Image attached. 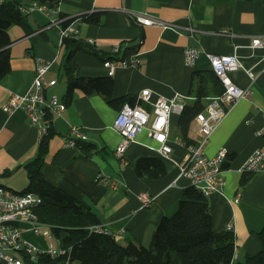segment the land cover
<instances>
[{"label": "crops", "instance_id": "crops-1", "mask_svg": "<svg viewBox=\"0 0 264 264\" xmlns=\"http://www.w3.org/2000/svg\"><path fill=\"white\" fill-rule=\"evenodd\" d=\"M56 1L55 8L70 17L89 12L100 14V23L74 21L79 38L88 43L93 39L89 45L99 54L112 53V47L119 43L125 51L123 58L130 59L138 53L136 65H118L111 75L115 97L136 96L149 88L152 100L180 92L190 96L188 102H192L193 72L211 68L206 53H234L240 58L245 69L231 70L229 75L251 92L227 110L204 144L209 156L221 147L227 153L223 187L208 193L207 200L214 230H225L226 224L232 223L234 258L242 259L259 251L261 240L257 231L264 226V167L249 173L241 184L246 173L241 172L240 165L253 150L264 148V47L250 45L253 36L264 35V0ZM26 12L28 29L18 24L9 27L10 70L0 78V185L10 189L15 177L27 176L24 163L37 153L40 129L30 123L23 109L7 113L1 105L9 96L28 90L36 57L53 60L46 78H56V83L45 89L46 97L55 95L65 102L66 91L65 76V82H60V77L67 51L64 43H59L58 27L38 7ZM133 12L147 13L174 26L140 25L134 20ZM188 24L196 28L194 35L176 29ZM187 46L199 50L191 66L184 61ZM74 58L79 74L108 75L102 60L91 52L79 49ZM116 113L117 108L101 95L75 90L64 109L51 112L54 133L49 139L42 172L50 183L90 207L103 229L114 234L118 241L148 245L162 216L177 210L183 189L190 185L178 167L186 146L172 136V125L178 124L179 113L170 115L171 153L168 158L161 157L166 170L156 178L139 176L135 171L138 157L157 155L154 148L158 143L148 139V135L143 137L139 132L123 157L115 155V146L121 138L112 127ZM71 126L79 127L86 136L82 141L92 145L90 148L66 145L72 136ZM188 138L192 143L200 140L194 119ZM99 172L118 179L117 187L98 182ZM143 191L154 196L147 207H142L139 199Z\"/></svg>", "mask_w": 264, "mask_h": 264}, {"label": "trees", "instance_id": "trees-1", "mask_svg": "<svg viewBox=\"0 0 264 264\" xmlns=\"http://www.w3.org/2000/svg\"><path fill=\"white\" fill-rule=\"evenodd\" d=\"M46 4L56 7V0H3L0 2V78L10 70L9 59L11 42L9 27L18 24L28 29L27 12L20 6ZM59 15L67 16L59 12ZM68 17V16H67ZM75 19L91 23H100L98 12L80 14L62 21L65 26ZM63 43L66 55L62 63L66 80L64 103L73 98L75 90L84 94L97 93L109 105L119 109L125 102L135 103V95L113 96V79L110 75L86 76L78 73V64L74 53L87 50L102 61L106 58L124 56L125 51L98 53L88 42L75 36L65 37ZM89 45V46H88ZM126 50V49H125ZM219 78L210 68L193 72V101L187 102L178 116L181 138H188L191 122L195 115L204 109V98L222 92ZM51 112H48L47 133L39 141L35 156L24 163L28 183L21 191H33L41 197L36 207L39 219L50 225L52 233L60 239L66 253L51 257L40 253L36 264H264V226L257 231L261 248L254 254H246L242 259L234 258L235 243L232 230L216 231L212 227L211 213L207 195L194 187L186 186L182 191L177 210L164 215L156 226L149 245L128 240L122 243L108 231H93L89 226L99 223L97 214L80 200L45 179L42 164L48 150V143L54 130L51 127ZM264 136V131H263ZM77 144L84 148L92 145L78 139ZM165 164L160 155L140 156L135 163L137 175L156 178L165 173ZM249 173L241 177L245 183ZM67 261V262H66Z\"/></svg>", "mask_w": 264, "mask_h": 264}, {"label": "built area", "instance_id": "built-area-1", "mask_svg": "<svg viewBox=\"0 0 264 264\" xmlns=\"http://www.w3.org/2000/svg\"><path fill=\"white\" fill-rule=\"evenodd\" d=\"M43 11L49 17V22L58 27L59 43H63L65 37H78L79 29L74 24V21L78 19L63 26L62 21L70 16L62 17L55 7L46 9V4H43ZM133 17L140 25L174 26L168 21L144 12H133ZM180 28L184 29L189 35H194L196 31V28L190 24L176 27V29ZM91 41L93 39H90L89 43H92ZM250 45L251 47H264V35L253 36ZM119 50L120 43L114 45L111 49L114 53L119 52ZM198 53L199 50L195 46L185 47V63L189 66L193 65ZM119 56L117 58H106L102 61L107 71L114 73L118 65H136L139 62L137 52L130 59ZM206 56L209 59L211 69L222 83V92L209 96L204 109L194 117L198 125L200 140L194 143H186L179 137H174V140L184 143L187 149L183 161L178 164L181 174L187 177L190 185L207 195L213 191H220L223 187L225 181L222 175L223 163L227 153L221 147L214 155L209 156L203 149L204 144L227 110L239 99L247 97L251 90L249 87L238 85L229 75L231 70L245 69L236 54L206 53ZM52 63V59L36 57L34 75L28 90L23 94L9 96L1 105L2 109L7 113L18 108L23 109L30 123L39 127L40 139L47 133L48 121L46 116L48 112H57L65 107V103L59 101L55 95L48 98L45 95V89L56 83V78H46V73ZM249 74L253 76L252 73L249 72ZM151 95V90L144 88L136 95L135 103L125 102L117 109L112 123V127L121 135L120 141L114 149L116 156L123 157L127 146L135 141L136 135L145 128L147 135L158 143V146L154 148L155 151L160 152L164 158L169 157L171 153V145L169 143L170 115L174 112L180 113L190 96L175 92L169 97L158 96L152 100ZM69 132L72 136L66 141L68 146H75L78 139L84 140L86 138L85 134L77 126H71ZM257 132L262 133L261 131ZM263 167L264 148H257L241 163L240 170L243 173H252ZM96 180L107 183L113 188H116L119 183L118 179L111 178L102 172L96 175ZM153 198L154 196L146 191L139 193L142 207L149 206ZM40 202L41 197L33 191H21V196H12L8 192L0 191V243L7 245V253H0V264H26L25 255L38 257L40 253H47L53 257L55 251H62V255L66 253L67 249L64 247L63 250H53L51 241L48 243L47 248H41L24 237L26 231H32L35 234H41L51 239L50 225L42 222L36 213V207ZM21 222L26 224L20 225ZM225 228L232 230V223L228 222ZM89 229L107 231L99 223L89 226Z\"/></svg>", "mask_w": 264, "mask_h": 264}, {"label": "rangeland", "instance_id": "rangeland-1", "mask_svg": "<svg viewBox=\"0 0 264 264\" xmlns=\"http://www.w3.org/2000/svg\"><path fill=\"white\" fill-rule=\"evenodd\" d=\"M63 76V77H62ZM62 76L60 77V82H65L64 80V75L62 74ZM203 102L204 103H207L208 100L206 98L203 99ZM172 130H173V133L172 136L175 137L176 135H178L179 137H181V133H180V129H179V126L178 124L177 125H172ZM178 131V132H177ZM141 134L143 135V137H147V130L145 128H143L141 131ZM177 133V134H176ZM148 139H150L151 141L153 140L151 137ZM154 141V140H153ZM28 183V178L27 176L25 177L24 176H17L13 179L12 181V186L11 188L14 189V190H22V188L24 186H26ZM26 223H23L21 222L20 225H25ZM24 237H26L30 242H32L33 244L41 247V248H47L48 247V243L51 241L53 242V244L57 247V244H58V241L56 238H51V239H48L46 238L45 236L41 235V234H35L33 233L32 231H27L24 235ZM149 245V244H148ZM28 262L30 264H36L37 261H30L28 260Z\"/></svg>", "mask_w": 264, "mask_h": 264}, {"label": "bare ground", "instance_id": "bare-ground-1", "mask_svg": "<svg viewBox=\"0 0 264 264\" xmlns=\"http://www.w3.org/2000/svg\"><path fill=\"white\" fill-rule=\"evenodd\" d=\"M33 7H38L39 9L43 10V5H37L35 4V2H33L30 7L20 6V8L23 10H29L30 8H33ZM46 9H53V7H49L48 5H46ZM107 74L111 76L113 72L107 71ZM156 153L162 157V154H160V152H156ZM0 191L8 192L12 196H21V191L12 190L4 185H0ZM52 237L56 238L58 241L57 247L53 244V242H51L53 250H63V246L60 242V239L57 236H55L51 231V238ZM0 253H7V245L5 243H0ZM61 255H62V251H55V254H53V257L61 256ZM28 260L32 262L37 261L38 257L32 256V255H25L26 264H30Z\"/></svg>", "mask_w": 264, "mask_h": 264}]
</instances>
